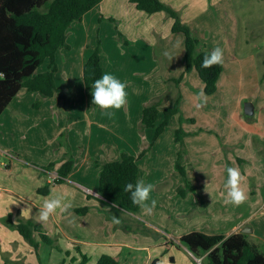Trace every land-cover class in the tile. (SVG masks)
I'll list each match as a JSON object with an SVG mask.
<instances>
[{
    "label": "crops",
    "instance_id": "obj_1",
    "mask_svg": "<svg viewBox=\"0 0 264 264\" xmlns=\"http://www.w3.org/2000/svg\"><path fill=\"white\" fill-rule=\"evenodd\" d=\"M162 1L175 8L179 12L182 21L187 23L193 32L192 24L196 19H210V21L215 19L211 15L203 13H207L210 10L207 0ZM215 1L220 2V0H210L213 6L219 7L221 4H215ZM96 8L98 9L97 12L95 11ZM92 12H95L97 38L100 39V35L101 38L103 37V26H108L109 22L113 24L112 31L111 29L108 30L109 35L114 39L118 47L117 70H124L131 65H136L138 70L135 71L143 75L144 79L153 81L154 84H151V88L144 92L143 96L154 99L160 95H169V98L164 100V103L159 106L156 120L158 124L163 118V107L169 104V100L179 94V90L183 89V83L196 79V69L193 68L188 72H184L183 33L171 31L173 19L163 10L149 14L144 10L138 9L130 0H101L97 5L86 11L80 20H77L78 24L71 23L67 30V42L70 46L69 48L63 47L65 50L72 48L71 43L68 41L69 33H74L75 36L82 35L83 29H88L86 25L88 19L91 18L89 21L91 23L94 20ZM100 16H102V19H99ZM109 16L115 19L118 18L117 24L108 19ZM207 23L209 24L208 21ZM227 28L228 26H224L222 29L224 35L228 31ZM117 30L122 32L127 41L118 39ZM169 31L171 32L169 33ZM197 37L199 38L200 36ZM231 37H233V46L239 49V46L236 45L239 43L236 31H230L229 38ZM136 39H139V41ZM101 40L104 42L103 38ZM202 42H204L205 46L203 48L206 50L213 49L208 39L203 38ZM220 47L224 50V58L231 57L233 59L230 63L234 67L236 63L232 55V48H229L227 43L220 45ZM94 48L83 57H79L82 72L84 62ZM165 51L169 53V56L164 55ZM102 54L101 65L104 73L105 67ZM225 60L227 62V59ZM224 63L223 65L225 66ZM36 71L42 70L37 68ZM229 72V76H231L232 71L230 70ZM180 76L181 79L177 84L174 79ZM150 77L152 79L149 80ZM170 81H174L175 85H168ZM55 94L60 98L57 92L51 97H45L38 91L21 88L0 113V155L4 157L0 161V264H5L2 252L5 254L9 252L10 258L12 252H14L13 258H11L13 261L19 262L25 257L18 246L26 240L17 229L9 224L16 222L19 217L30 218L40 223L41 221L34 215V210L39 209V206L42 205L45 199L44 196L51 198V196L56 194H64L65 201L71 205L66 212L60 213L58 210L57 214L51 218L67 243L63 242L67 247L62 248L74 250L76 260L72 261L69 257L68 259L75 264L76 261L80 260L81 252L88 256L86 264H95L102 254H109L115 257L121 264H150L154 259H156V264H197L194 258L197 256L179 242V237L191 230L216 233L214 231L226 223L224 220H226L228 215L227 210L230 208V203L225 202V197L221 199L219 196L210 195L208 185L200 187V184L190 177L187 168L185 176L175 169L174 163L180 145L174 139L173 130L181 125L184 130L194 132L186 135L183 139L186 150L183 164L186 166L192 162L196 167L200 166L201 168L207 166V163L202 160L208 161L211 156L217 163L225 161L219 139V134H222V132L214 134L210 130L212 128L196 126L195 123H192L194 121L187 122L183 120L180 123L178 114L173 115L170 123L158 135L150 149L137 159V180L143 179L145 182L153 184V190L150 195L156 200V205L152 207L150 212L146 208L141 207L139 214L127 211H121L120 214H117L109 204L102 200V197L97 192L100 167L94 164L97 171L95 180L89 179L86 174L75 176L73 170L78 165V155L72 143V153H70L69 147L67 149L64 147L65 145L60 143L59 136L61 137L60 134L63 129H51V120H57L58 116H62L66 119L65 123L68 129L73 125L79 128V134H81L78 142L79 152L86 147L94 150V152H86L83 159V164L90 167L94 159L100 161L116 159L122 151L137 155L142 148L149 144L154 134V127L138 130L142 108L147 104V101L139 102V105L133 108L130 113L132 115H128L127 119H130L133 126L131 128L132 137L126 138L125 133L119 130L118 124H114L113 127L109 126L111 124L108 125L111 119L110 117L104 119L102 114L98 112L101 110L99 107H97L98 115L96 116L95 114V121L99 120L96 123L98 128H93L92 124L94 121L90 117L87 131L85 129L87 120L81 119L77 125L75 119L72 123H68L70 116L75 113L69 115L67 113L68 110L62 109L61 112L65 115L58 114V108L53 105ZM41 98L40 105L38 107L34 106V102ZM125 110H128V108ZM255 110L254 105L253 113H255ZM179 113H181V106ZM82 122H85L83 126L81 125ZM104 127L108 129L112 127L115 130L112 131V135H108L104 131ZM147 132L151 135L149 139H147ZM115 134L117 135L116 139L114 138ZM68 135H70V130ZM118 136L120 141H118ZM164 141L168 144L167 147H164L166 151L162 149V152L158 153L159 147ZM69 153L74 159L73 167L63 182L54 183L52 180L57 175L56 170ZM40 155L46 156L45 159H38ZM191 156H195V158H191ZM189 160H191L190 163ZM51 161L54 162V165L45 168ZM2 167L5 170H2ZM165 167L169 171L166 170V172ZM170 167L179 173H176L177 180L172 179ZM210 170L207 168L203 169L206 172ZM186 179L191 182L194 191L188 192L185 196H177L176 188L184 184ZM45 184L49 185V191L47 193L39 192L38 188L43 187ZM85 205L88 207L85 213H78L73 210L76 207ZM117 215L125 218L126 224L130 226V229L126 230L120 222H114L113 217H117ZM137 221H142L152 227L154 231H158L157 234L139 230ZM245 224L244 219H242L240 222L234 223L228 231L226 230L225 234L242 231ZM47 231L49 232V230ZM49 234L53 236L51 232ZM58 242L60 245L59 240ZM41 244L38 250L39 256H37L35 249L32 247L33 258L36 259V261L31 260L32 264H42ZM76 246L80 249H77ZM138 248L143 250L137 251ZM57 258L59 261L64 258V264L69 262L66 256L60 257L59 255ZM200 258L202 259V256ZM200 264H203L202 261H200Z\"/></svg>",
    "mask_w": 264,
    "mask_h": 264
},
{
    "label": "rangeland",
    "instance_id": "obj_2",
    "mask_svg": "<svg viewBox=\"0 0 264 264\" xmlns=\"http://www.w3.org/2000/svg\"><path fill=\"white\" fill-rule=\"evenodd\" d=\"M214 3L221 5L219 7L216 5L213 6L212 2L207 0V5H209L211 11L209 10V12L203 13L211 15L216 20L196 19L192 24L195 33L191 31L194 36H200L199 38L201 40L197 36L196 37L199 39L202 48L205 46L204 42H202L203 38L208 39L213 48L227 43L228 47L232 48V55L234 56V62L236 64L232 67L230 62H232L233 59L231 57L224 58L225 63H223L225 66L222 63L223 69L218 79L217 89L211 94H207L204 91V83L195 72L196 79L190 80V82L185 81L183 83V89L179 90L180 114L184 121L191 122L185 118H193L194 122L192 123H195L196 126H208L212 128L210 130H212L214 134H216V132H222V134H219V139L225 161L223 163H217L211 156L208 161L205 159L202 160L204 163H207L205 168H201L200 166L196 167L192 162L191 164H187L186 168L190 177L197 181L200 187L208 185L210 195L214 197L219 196L221 199L226 196L227 192L224 187L226 167L230 165L238 167L241 170L243 175L241 187L245 190L247 199L240 205L230 203V208L227 210L228 215L226 216V220H224L226 221L225 225H221L214 232L225 233L234 223H238L244 219L246 224L242 229H246L244 233H248L247 239L256 243L259 248H262L264 244V0H220L219 3L217 1ZM95 11L97 12L98 9L96 8ZM92 13L94 14V20L91 23L89 22L91 18L88 19L86 24L88 29L85 30L82 28L84 31L82 35L75 36L74 33H69L68 41L71 43L72 48L70 50L60 48L58 50L57 58L59 67L54 77L56 86L60 90L57 91V93L64 94V98H59L55 94V98L53 99V105L58 108V114H64L61 112L62 109L68 110L67 113L69 115L75 113L70 116L68 123H72L75 119L76 125L81 119L87 120L86 131L89 128V117L94 121L92 124L93 128H98L96 123L99 121H95V114L96 116L98 115V106L92 104L91 88L88 89L84 85L79 58L89 53L97 44L96 41L98 38L96 36L95 12ZM75 23L78 24V21L75 20L72 22V24ZM107 25L106 27L103 26L102 30L104 42L101 40V35L99 36L102 48L101 54L103 53V65L105 67L104 72H111L121 80L127 82L126 91L128 92V98L126 104L120 109L111 110V115H108L103 109L98 112L102 114L104 119L110 117L111 121H109L110 123H108V125H111L109 126L113 127L114 124H118L119 130L125 133V137L131 138V128L133 124L130 122V119H127L128 115L133 111V108L139 105V102L146 100L147 103H149L153 99L143 95L145 94L144 92L151 88V84H154L153 81L144 79L143 75L135 71L138 70L136 69V65H131L124 70H117L116 58H118V47L114 39L109 35L108 30L111 29L112 31L113 24L109 22ZM224 26H228L226 35H224L222 31ZM230 31H236L237 41L239 42L236 45L239 46V49L233 46V37L229 38ZM170 32L171 31H169V33ZM136 40L139 41V39ZM140 40H142V38H140ZM175 56L177 55L175 54ZM225 59H227V62ZM47 63L48 61H45L41 64L38 70L46 69ZM241 64L243 65L241 66ZM230 70L232 71L231 76H229ZM150 79H152V77H150L149 80ZM170 84L172 86L173 84L175 85L174 81H170L168 85ZM156 85L158 86V84ZM201 90H203L206 96V103H204L202 107L196 108L195 104L198 102L197 93ZM169 101L171 102V100ZM244 101L253 102L256 109L255 113L251 115L245 113ZM127 108L128 110H125ZM126 112L128 113L126 114ZM131 115L132 114H130V116ZM65 120L66 119L62 116H58L57 120H51V129H63L60 134L61 137L59 136V141L62 145H65V148H70V153H72V143L79 159L78 165L75 166V170H73L74 175L82 176L86 174V177L95 180L97 171L94 162L91 163L90 167L83 164L86 152L90 153L91 151L94 152V150L86 147L79 152L78 142L81 135L79 134L80 130L75 125L68 129ZM83 123L85 122L81 123L82 126ZM112 127H109L110 129L104 127V131H106L108 135H112V131L115 130ZM69 130L70 135H68ZM146 135L148 137L147 139L151 136L148 132ZM114 138H117L116 134ZM119 138L118 136V141H120ZM167 146L168 144L164 141L159 147L158 153H161L162 149ZM164 150L166 151V149ZM45 157L40 155L38 159L43 160ZM191 158H195V156H191ZM3 159L4 157L0 155V161ZM191 160H189V163ZM2 168V170H5L4 167ZM206 168L211 170L209 172L203 171V169ZM166 170L169 171L167 167H165V171ZM170 170L172 179L177 180L178 177H176V173H179L175 171V169L172 170L171 167ZM44 198L47 199V196H44ZM34 215L40 220L39 209L34 210ZM40 223L42 228L49 230L51 234L55 231L52 235L55 241H60V245H58L61 249L58 250L46 243H42L40 247L42 264H55L56 262V264H64V258L61 261L57 258L59 255L60 257L66 256L68 261L70 258L75 257L73 249L62 248L67 247V243L65 239L62 238L61 232L55 227V223L51 217L47 221H41ZM32 247L33 246L26 241L19 244L18 248L25 257H23V260L18 264H32L31 260L36 261V259L33 258L34 252ZM1 254L3 260H8L5 261V264H12L11 261L13 260L11 258H13L14 252H12L11 258L9 252H6V254L2 252ZM67 264L75 263L69 261Z\"/></svg>",
    "mask_w": 264,
    "mask_h": 264
},
{
    "label": "trees",
    "instance_id": "obj_3",
    "mask_svg": "<svg viewBox=\"0 0 264 264\" xmlns=\"http://www.w3.org/2000/svg\"><path fill=\"white\" fill-rule=\"evenodd\" d=\"M101 0H0V113L7 107L13 96L21 88L38 91L45 97H51L60 91L55 83L54 73L57 70L56 53L60 48H69L67 42V30L71 23L80 20L83 14L97 5ZM138 9L151 14L156 11H165L172 19L171 31L181 32L184 35V72L196 69L199 77L204 82V91L211 94L217 89V81L223 69L222 64H213L210 67H202L201 62L206 49L201 47L199 39L193 35L190 26L182 21L179 12L170 4L162 0H130ZM99 19H102L100 16ZM108 19L117 24V19L109 16ZM117 37L121 41H127L122 32L117 30ZM101 40L97 39L94 50L87 57L83 65V82L88 88L92 82L101 76ZM48 61L47 68L36 71L37 68ZM181 76L175 78L178 84ZM64 98V94H59ZM167 95H160L145 104L142 108L139 130L146 127H154V134L149 144L142 148L137 155L122 151L119 157L111 160L100 161L94 159L96 166L100 167L97 192L102 200L109 204L114 212L120 214L127 211L134 214L141 212V206L134 204L130 193L123 191L124 185L135 182L138 176L137 159L148 151L158 135L167 126L171 117L179 116V122L183 121L180 112L179 94L171 99V102L162 109V120L157 124L159 106L168 99ZM41 99L34 102L39 106ZM194 121L193 118H187ZM194 133L186 131L181 125L173 130V136L179 143L175 169L182 175H186V166L183 164L184 137ZM74 159L69 153L57 168L54 183L63 182L72 169ZM54 162H49L45 168L52 167ZM39 192L47 193L49 185L38 188ZM194 191L191 182L186 179L184 184L176 188L177 196H185ZM88 207H76L73 210L85 213ZM122 227L126 230L130 226L126 224L124 217L117 215ZM139 230L157 234L158 231L142 221H137ZM17 229L23 238L35 249L37 256L41 243L61 250L54 237L42 228L40 223L30 218L19 217L16 222L9 224ZM153 233V234H154ZM39 236V238L36 237ZM179 242L186 246L197 257L202 256L203 264H264V244L262 248L247 239V234L238 231L228 235L225 233H206L200 230H191L179 237ZM175 243V242H171ZM178 245V244H177ZM77 249H80L76 246ZM80 251V250H79ZM81 252V251H80ZM80 260L76 264H86L88 256L81 252ZM75 261L76 258H71ZM8 261V260H5ZM21 261H11L18 264ZM95 264H121L115 257L102 254ZM150 264H156L154 259Z\"/></svg>",
    "mask_w": 264,
    "mask_h": 264
},
{
    "label": "clouds",
    "instance_id": "obj_4",
    "mask_svg": "<svg viewBox=\"0 0 264 264\" xmlns=\"http://www.w3.org/2000/svg\"><path fill=\"white\" fill-rule=\"evenodd\" d=\"M165 56H169L167 51ZM172 58V57H170ZM224 62V50L220 46H216L211 51L206 52L203 56L201 66L210 67L213 64H222ZM2 75V74H0ZM127 82L121 80L111 72H104L99 78H96L91 84L92 104L98 106L112 114L113 109H120L126 104L128 98ZM198 102L195 104L196 108H200L206 103V96L201 90L197 93ZM243 175L238 167H226V179L224 187L227 190L225 196L226 203L240 205L247 199L245 190L241 187ZM153 184L147 183L143 179H138L135 182H127L123 191L130 193V198L134 204L146 208L149 212L152 207L156 205V200L151 197ZM71 207L70 203L65 201L64 194H56L51 198L44 199L42 205L39 206L40 221H47L50 217H54L59 210L60 213L66 212ZM115 223H119L117 217H113ZM143 249H137L142 251ZM197 264H200L201 258L194 257Z\"/></svg>",
    "mask_w": 264,
    "mask_h": 264
},
{
    "label": "water",
    "instance_id": "obj_5",
    "mask_svg": "<svg viewBox=\"0 0 264 264\" xmlns=\"http://www.w3.org/2000/svg\"><path fill=\"white\" fill-rule=\"evenodd\" d=\"M244 111L246 114L251 115L254 112V104L251 101L244 102ZM242 232H246V229H242Z\"/></svg>",
    "mask_w": 264,
    "mask_h": 264
},
{
    "label": "built area",
    "instance_id": "obj_6",
    "mask_svg": "<svg viewBox=\"0 0 264 264\" xmlns=\"http://www.w3.org/2000/svg\"><path fill=\"white\" fill-rule=\"evenodd\" d=\"M0 168H1V165H0Z\"/></svg>",
    "mask_w": 264,
    "mask_h": 264
}]
</instances>
